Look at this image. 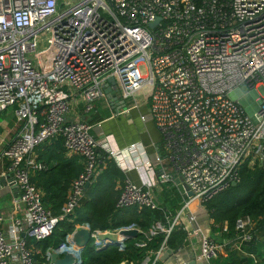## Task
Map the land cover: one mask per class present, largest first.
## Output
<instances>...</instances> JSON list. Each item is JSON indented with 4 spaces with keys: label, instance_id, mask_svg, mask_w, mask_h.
Here are the masks:
<instances>
[{
    "label": "built area",
    "instance_id": "obj_1",
    "mask_svg": "<svg viewBox=\"0 0 264 264\" xmlns=\"http://www.w3.org/2000/svg\"><path fill=\"white\" fill-rule=\"evenodd\" d=\"M109 79L116 81L111 84L116 91L119 84L122 97L139 94L149 101L141 118L161 131L174 174L165 171L163 158L158 171L143 141L116 149L101 122L82 118L104 95ZM243 85L264 86V0H0V115L14 107L19 124L0 151L7 160L1 176L12 172L14 179L7 183L19 191L11 214L0 213V264H53L36 259L29 237L42 241L65 219L73 230L85 226L74 223V214L86 185L100 173L101 151L125 173L143 167L152 173L146 184L125 179L119 209L165 211L152 192L158 177L175 183L182 176L189 186L193 195L178 216L167 227L156 221L147 240L136 242L145 247L165 232L162 254L185 208L197 202L203 206L240 180L245 163L253 168L264 160V96L260 109L249 116L232 95ZM56 137L83 159L59 213L44 204L31 178L49 168L38 159L37 147ZM253 225L248 215L238 218L232 239L236 248L255 240ZM194 231L200 232V226ZM71 233L58 251L81 255ZM92 233L93 244L101 247ZM201 245L208 261L225 246L206 234Z\"/></svg>",
    "mask_w": 264,
    "mask_h": 264
},
{
    "label": "trees",
    "instance_id": "obj_2",
    "mask_svg": "<svg viewBox=\"0 0 264 264\" xmlns=\"http://www.w3.org/2000/svg\"><path fill=\"white\" fill-rule=\"evenodd\" d=\"M86 114L83 115L85 118ZM82 117V118H83ZM52 142L45 141L36 149L38 159L50 165L52 161L58 160L59 164L37 172L31 178L39 186H43L48 192L47 203L51 202L54 211L59 213L64 201L66 200V188L68 183L63 185L62 165L67 160L63 157L66 147L64 139L61 137L52 138ZM100 165L102 164L103 171L100 172L97 179L94 181L96 192L92 194L94 199H90L81 203L75 210L76 222H88L91 228L104 230L106 228L118 227L131 223L132 219L142 229L138 241H146L148 236L145 230L155 221L166 219V210H153L150 208L138 207H116V195L113 191L114 185L118 180L126 179L125 174L118 168L114 159L108 157L105 152H100ZM83 169L82 166L74 167L70 170L69 177L78 175ZM241 178L235 184L220 191L214 198L207 201L204 205L210 213V219L215 228L217 225L227 222V231L223 230L226 238L233 239L236 236L237 230L236 221L238 218L248 215L252 221L260 220L261 227L264 226V160L258 162L253 168L245 163L241 169ZM61 180V182H60ZM91 186L87 189L90 190ZM121 193V192H120ZM45 204V203H44ZM46 205V204H45ZM166 209V207L164 206ZM262 218V219H261ZM75 221V220H74ZM154 222V223H155ZM75 223V222H74ZM73 229V223L68 219L60 222L55 228L53 235L48 238L43 249L53 244L55 247L60 244L59 241L65 239L66 233ZM188 236V231L183 224L172 229L171 234L167 239V245L170 248L178 249ZM32 238V237H29ZM166 238V233L161 232L150 240L145 247H135L134 240L126 241L124 245L109 243L102 247L96 248L93 240L87 244L82 251V264H119L123 259L133 261L142 258L145 249L158 251ZM257 237L252 243L242 245L241 249L250 254L258 255L255 261L251 256L245 259L241 257L238 250H231L225 253L223 250L215 259L216 264H264V252L259 242H256ZM225 247V246H224Z\"/></svg>",
    "mask_w": 264,
    "mask_h": 264
},
{
    "label": "crops",
    "instance_id": "obj_3",
    "mask_svg": "<svg viewBox=\"0 0 264 264\" xmlns=\"http://www.w3.org/2000/svg\"><path fill=\"white\" fill-rule=\"evenodd\" d=\"M110 87L113 91H115V94L113 92L112 93L105 92L104 95L100 97V99L96 100L95 104L93 105V109L86 114L85 119L89 120L92 124L95 125L101 122L104 135H107V138L110 139L112 146L116 149L120 147H125L134 142H139L140 140L143 141L147 145L148 153L150 154V156H152L154 163L158 168V171L161 170V167H159L158 164L161 158H163L165 171L172 173L173 170L169 165V163L166 161V157L164 156L163 137L161 131L158 129V127L153 121L145 122L141 118V114L148 112L149 110L148 106L144 104V105H139L137 107L134 104V102L128 101L131 97L124 98L122 97L119 90L116 91L112 87V85H110ZM239 90L240 89H237L235 90V92L238 93ZM79 113L80 110L75 109L74 114H79ZM18 128H19V124L18 122H16L15 108L14 107L8 108L7 110H5L4 113L0 115V151L4 148V146H6V144L9 142V139L16 132ZM52 141L54 140L51 139L48 140V142H52ZM37 153L38 152L36 151V154ZM63 157L67 159L62 165L63 168L62 174L64 176L63 185L66 182L68 183V186L66 188V192L68 193L73 180L76 178V175L72 176V178L69 177L70 170L74 167H79V165L82 166L83 159L76 154H72L71 152H68L67 149H65ZM58 164L59 161L54 159L52 163L49 165V169H51L52 167ZM6 168H7V160L1 158L0 155V178H2L1 174L6 170ZM103 168L104 167H102V164L99 165L100 172L103 171ZM123 173L125 174L126 178L131 179V181H133L138 185L149 183L153 179L151 171H149V169L145 167L139 170H130L126 173L123 171ZM172 174H174V172ZM93 183L95 182H92L89 185L91 186L90 190L87 191L89 186L86 187L83 195L84 196L83 202L95 198L91 196L96 192L95 188L93 189V187H95V184ZM123 183L124 180L117 179L116 184L114 185L113 191L115 192L116 200L119 199L120 197V192ZM37 187L39 188L42 194L43 201L46 204V206L54 210L53 204L51 202L47 203L45 200L48 199L47 190L44 189L43 186L37 185ZM152 192L155 195V199L157 200V202L162 204V206L166 207L165 209L166 213L169 215L170 218L168 217L161 221L167 227L171 222L170 220L178 216L179 213L178 211H180L185 198L183 197V194L180 193V191L177 189L176 184L174 182L173 183L162 182L159 179V177H158V182L152 188ZM18 199H19V191L16 186L10 183L1 184L0 213H2L5 216L11 214L13 205ZM202 208L206 209L205 205L202 206L198 202L190 204L188 208H185L181 212L176 224L177 227L180 224H183L185 229L188 231L187 238L190 239V244L186 246V250L191 255H193L191 257L202 256L201 238L204 234H206L210 236L214 242L224 243L225 247L223 248V250L225 251V253H228L227 251L230 252L231 250H235V251L238 250L240 252L241 257H243L244 259L246 257L251 256L256 261L259 258L258 255L256 254L255 255L250 254L241 248L240 249L236 248L233 244L232 239L226 238L225 235L223 234L222 229L224 226L227 227L228 225L227 222L221 223L217 225L215 228L214 224L210 219V213H209V219L207 220L205 218V212L202 210ZM192 216H195L194 221L191 220ZM74 219H75V224H80L81 226L82 224H85L86 227L90 226L88 222H84V223L76 222V215L74 216ZM131 221H132L131 223L129 222V224L124 226H136L139 227L140 232H142V229L137 224V222H134L133 219ZM154 222L145 230L147 236L150 233L149 231L152 228ZM198 226H200L201 231L196 233L194 230ZM6 228H7L6 226L3 227V229ZM74 228L75 225H73V229ZM252 229L255 233V236L257 237L256 242L262 243L261 248L264 252V226L261 227L260 220L254 221V225L252 226ZM72 230H70L66 234L68 235V233H71ZM92 231H95V233L97 234V237L101 242V247L109 243L117 244V242H121V241L122 243L120 245H124L126 241L130 239H133L135 247H138L136 246V242L138 241L136 238H138L139 235L141 234L140 233L136 238H125L123 235H120V233H118V227L106 228L104 230L97 228L94 230L92 229ZM67 235L65 236V239L62 242L61 241L59 242L63 243L64 241H66ZM48 238L39 242L38 241L35 242L33 238L29 239L34 247L35 257L41 263L46 262L47 260L51 261V255L49 252L55 247L53 244H51L48 247H46V249H43L44 245L47 243ZM92 240L93 238L91 239V241ZM183 245L184 243L181 246ZM167 246L169 247V245ZM73 247H74L73 249L75 250L77 249L75 246ZM78 250L79 249H77V251ZM223 250H221L220 252H222ZM144 251L145 252L143 253L142 258L137 260L136 264L138 262H142V260L144 261L147 260L148 264H166V260L162 258L163 253L158 255V251H154L150 249H145ZM80 253H82V251H80ZM131 262L134 263L133 261H128L127 259H123V261H121L119 264H129ZM253 264L255 263L253 262Z\"/></svg>",
    "mask_w": 264,
    "mask_h": 264
},
{
    "label": "water",
    "instance_id": "obj_4",
    "mask_svg": "<svg viewBox=\"0 0 264 264\" xmlns=\"http://www.w3.org/2000/svg\"><path fill=\"white\" fill-rule=\"evenodd\" d=\"M159 18H156L155 21L151 24V27H155L157 24ZM108 84L106 87L105 92L106 93H114L110 87L111 84H116V81L113 79L108 80ZM84 118V117H83ZM9 179L13 178V173L7 175V177L0 178V186L1 184H7V181ZM237 182H234L232 185L235 186ZM175 184L177 189L180 191V193L183 194V197L187 199L189 196L193 195V193L190 191L189 186L183 181L182 176H177L175 179ZM15 185V184H13ZM90 183L86 185L89 186ZM202 210L205 212V218L209 219V212L205 208H202ZM118 233L120 235H123L125 238H136L141 232L139 230V227L136 226H122L121 228H118ZM72 242L75 244V246L80 250L83 251L84 247L89 244L93 237V233L90 227H82L79 229H75L72 231ZM24 235V234H23ZM121 242H117V244H121ZM190 244V239L187 238L184 241V245L180 246L178 249H172L170 247L166 248V250L163 252L162 258L166 260V264H210V262L207 259H203V257H191V255L187 250L186 246ZM63 243H60L58 246L55 247V250L51 252V261L53 264H82V260L80 259L81 255H78L77 253H74L70 249H65L64 251L60 252L58 251V248L62 246Z\"/></svg>",
    "mask_w": 264,
    "mask_h": 264
},
{
    "label": "rangeland",
    "instance_id": "obj_5",
    "mask_svg": "<svg viewBox=\"0 0 264 264\" xmlns=\"http://www.w3.org/2000/svg\"><path fill=\"white\" fill-rule=\"evenodd\" d=\"M76 1L77 0H64V2L66 4H71V3L76 2ZM43 45L46 47L47 46L46 42H44ZM116 89H117V91L118 90L120 91L119 84L116 86ZM232 95L234 97H236L241 102L242 106L246 110V113L249 116H252L255 112H257L260 109V99L264 96V86L259 85L258 87L249 88L248 86L243 85L240 87V90L238 93H236L235 90L232 91ZM128 101L134 102V104L137 101H139L140 105L145 104L147 106L149 103V101H146L143 98H141V96L139 94H137V96L135 98L131 97ZM95 102L93 103V105L95 104ZM10 108H13V107H10ZM148 109H149V106H148ZM215 259L216 258H212L210 260V264H216ZM81 260H82V257H81Z\"/></svg>",
    "mask_w": 264,
    "mask_h": 264
},
{
    "label": "bare ground",
    "instance_id": "obj_6",
    "mask_svg": "<svg viewBox=\"0 0 264 264\" xmlns=\"http://www.w3.org/2000/svg\"><path fill=\"white\" fill-rule=\"evenodd\" d=\"M110 233V232H109Z\"/></svg>",
    "mask_w": 264,
    "mask_h": 264
}]
</instances>
